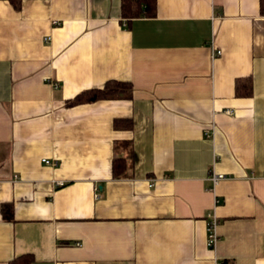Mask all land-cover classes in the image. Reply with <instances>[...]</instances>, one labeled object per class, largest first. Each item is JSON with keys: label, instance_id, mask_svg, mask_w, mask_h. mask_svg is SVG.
<instances>
[{"label": "crops", "instance_id": "0c3cea01", "mask_svg": "<svg viewBox=\"0 0 264 264\" xmlns=\"http://www.w3.org/2000/svg\"><path fill=\"white\" fill-rule=\"evenodd\" d=\"M122 2L0 0V264H264L261 0Z\"/></svg>", "mask_w": 264, "mask_h": 264}, {"label": "trees", "instance_id": "16d2710c", "mask_svg": "<svg viewBox=\"0 0 264 264\" xmlns=\"http://www.w3.org/2000/svg\"><path fill=\"white\" fill-rule=\"evenodd\" d=\"M14 3V0H7ZM261 12L264 14V0H261ZM157 13V0H123L122 15L127 20H134L137 18H152ZM133 85L131 83L120 81H109L101 89H92L79 94L75 99L68 102L69 106H78L83 104L94 103L101 100H120L131 99L133 96ZM252 94V82L250 80H238L236 83V95L239 98H248ZM126 121H117L116 128H129V126H121L120 123ZM126 171L125 159L116 158L113 164L114 178H120ZM7 206L4 207V211ZM33 258L31 256H22L15 259L9 264H32ZM224 264V263H223Z\"/></svg>", "mask_w": 264, "mask_h": 264}, {"label": "built area", "instance_id": "2783aa9c", "mask_svg": "<svg viewBox=\"0 0 264 264\" xmlns=\"http://www.w3.org/2000/svg\"><path fill=\"white\" fill-rule=\"evenodd\" d=\"M47 41H50V39H46ZM217 55H220V51L219 52H216ZM44 163H46L47 165H50V166H56V163H53L49 160H44ZM226 179V176L225 175H222V174H218V175H215L213 177V182L214 184H218V182L220 180H224ZM63 183L62 182H58V186H62ZM99 197V195H98ZM218 226V220L216 218H213L211 220V222L209 223L208 225V241H207V244H208V248L210 250H214L216 244L218 243L219 241V236L217 235L216 233V228ZM215 264H222L220 261H215Z\"/></svg>", "mask_w": 264, "mask_h": 264}]
</instances>
